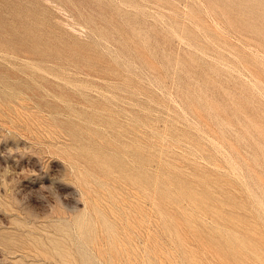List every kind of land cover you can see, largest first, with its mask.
<instances>
[{
	"label": "rangeland",
	"instance_id": "obj_1",
	"mask_svg": "<svg viewBox=\"0 0 264 264\" xmlns=\"http://www.w3.org/2000/svg\"><path fill=\"white\" fill-rule=\"evenodd\" d=\"M0 264H264V0H0Z\"/></svg>",
	"mask_w": 264,
	"mask_h": 264
}]
</instances>
